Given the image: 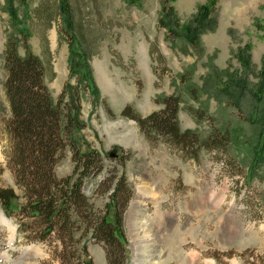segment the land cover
Listing matches in <instances>:
<instances>
[{
  "label": "rangeland",
  "instance_id": "obj_1",
  "mask_svg": "<svg viewBox=\"0 0 264 264\" xmlns=\"http://www.w3.org/2000/svg\"><path fill=\"white\" fill-rule=\"evenodd\" d=\"M163 1L141 0L132 6L125 0H69L76 40L90 58L100 93L97 102L88 93L81 96L85 136L103 161L102 173L85 180L84 195L95 215L104 214L111 191L102 182L106 178L114 184L124 172L133 190L123 220L125 264L136 260L134 242L145 239L153 244H146V264H181L184 258L188 264H264V162L247 178L263 130L260 122H252L259 121L262 108L250 117L252 93L264 68V0H218L213 27L200 35L197 48L167 38L159 25ZM207 1L176 0L171 5L184 24ZM11 11H16V21ZM63 25L59 0H0V186L22 197L13 210L24 201L5 157V123L11 118L3 89L5 43L18 35V27L29 30V46L41 59L57 99L69 81ZM246 47L250 70L240 60ZM19 53H25L22 46ZM233 76L249 83L240 102V92L229 84ZM169 96L180 97L182 130L197 132L202 142L223 136L221 148L204 147L197 161L185 162L163 143H150L133 121L121 116L126 107L148 116L161 110L162 99ZM113 151L115 161L109 156ZM73 170L67 153L56 174L64 178ZM143 186L155 192L156 200L143 194ZM17 228V220L0 208V264H58L49 247L19 240ZM171 228L181 233L165 248ZM85 240L93 264H107L104 246Z\"/></svg>",
  "mask_w": 264,
  "mask_h": 264
},
{
  "label": "trees",
  "instance_id": "obj_2",
  "mask_svg": "<svg viewBox=\"0 0 264 264\" xmlns=\"http://www.w3.org/2000/svg\"><path fill=\"white\" fill-rule=\"evenodd\" d=\"M125 1L132 6L141 3V0ZM175 1H163L159 25L172 42L183 40L197 48L200 35L213 27L211 17L218 0H208L184 24L180 23L171 5ZM59 7L64 22L60 34L69 40V81L57 99L52 97L47 85L41 59L29 46V30H19L18 27V35L8 37L5 43L6 79L3 89L11 115L5 123L8 141L5 157L17 186L22 189L24 203L13 210V203L22 197L13 188L0 186V208L7 218L17 220L19 240L49 247L53 250V260L58 264H93L86 238L104 246L107 264H125L127 241L123 220L133 190L124 172L120 173L114 184L105 178L102 185L110 184L111 192L106 211L100 216L92 212L84 195L85 180L102 173L103 161L101 154L85 136L87 125L82 119L81 96L88 93L97 102L100 93L90 58L77 43L69 0H59ZM11 16L14 21L17 20L16 11H11ZM21 46L25 51L23 56L19 53ZM240 60L247 70L252 68L248 47L242 51ZM259 77V84L252 93L254 107L250 118L258 116L262 108L259 121L255 119L252 122H260L263 130L256 159L247 172L248 179H252L257 166L264 162V68ZM229 84L240 92L237 99L240 102L248 91L247 79L237 80L233 76ZM161 104V110L148 116L136 113L131 107H126L121 116L133 121L150 143H163L176 151L185 162L197 161L204 147L221 148L223 136L214 135L202 142L197 132L182 130L178 118L181 105L179 96L165 97ZM67 153L71 155L74 170L71 175L59 178L56 169ZM116 158H112L113 161ZM221 164L224 165L223 161ZM240 184H243V180ZM78 227L81 233H77Z\"/></svg>",
  "mask_w": 264,
  "mask_h": 264
},
{
  "label": "bare ground",
  "instance_id": "obj_3",
  "mask_svg": "<svg viewBox=\"0 0 264 264\" xmlns=\"http://www.w3.org/2000/svg\"><path fill=\"white\" fill-rule=\"evenodd\" d=\"M143 187L144 188L141 189V191L143 192V194H145L148 198H152L153 200H156L157 196H156L155 192L151 188H149V187H145V186H143ZM135 206L137 207L138 205L135 204ZM135 206H133V207H135ZM178 230H179V228H171V229H168V234H167L166 238H164V239L167 240L166 241V244L164 246L165 248H167L169 246L170 241L172 239H175V238H177V237L180 236V233L181 232H179ZM176 233H177V235H176ZM146 244H147V246L149 245L148 242L146 241V239H145L144 242L138 241V240L136 242H134V248L136 247L135 248V251H136V253H135L136 254V260L134 261L133 264H146L148 262V257L149 256H145L144 252H145L146 249H147L146 251H149L148 248L150 246H152L153 244L152 245L150 244L148 248H147ZM173 252H176V251H173ZM188 262H189V259L188 258H184L181 264H188ZM211 264H215V263H211Z\"/></svg>",
  "mask_w": 264,
  "mask_h": 264
},
{
  "label": "water",
  "instance_id": "obj_4",
  "mask_svg": "<svg viewBox=\"0 0 264 264\" xmlns=\"http://www.w3.org/2000/svg\"><path fill=\"white\" fill-rule=\"evenodd\" d=\"M109 156H110L111 158L116 157V153H115V151L111 152V153L109 154Z\"/></svg>",
  "mask_w": 264,
  "mask_h": 264
}]
</instances>
